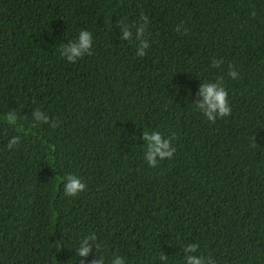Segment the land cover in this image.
Wrapping results in <instances>:
<instances>
[{"label": "trees", "instance_id": "trees-1", "mask_svg": "<svg viewBox=\"0 0 264 264\" xmlns=\"http://www.w3.org/2000/svg\"><path fill=\"white\" fill-rule=\"evenodd\" d=\"M204 82L228 116H203ZM153 129L176 151L149 167ZM66 173L87 190L64 195ZM190 255L264 264V0H0V264Z\"/></svg>", "mask_w": 264, "mask_h": 264}, {"label": "clouds", "instance_id": "clouds-1", "mask_svg": "<svg viewBox=\"0 0 264 264\" xmlns=\"http://www.w3.org/2000/svg\"><path fill=\"white\" fill-rule=\"evenodd\" d=\"M145 24L147 23L146 18H143ZM144 28L137 30V33H142ZM132 33L127 27L123 29V36L121 39H130ZM137 38L139 36L137 35ZM93 45V35L88 30H80L78 34V39L69 42L66 46H63V50L60 55L69 63H75L79 58L83 57L86 52H91ZM148 47V44L144 40H140V44L137 46V52L139 55H143V50ZM220 61H213V66H217ZM227 75L236 79L239 75L237 70H234L230 65ZM199 95L203 97V100L198 102L196 105L199 109L203 110V116L210 122H214L218 117L228 116L231 112V105L228 100V92L222 84L216 82H204L200 86ZM38 117L42 114L35 113ZM11 120L12 118L9 117ZM47 121V117H44ZM55 123L52 127H55ZM144 137V151L143 159L146 161L149 167H155L158 160H163L165 158L171 159L173 153L176 151L175 148L171 147V141L165 139L161 132L153 129L146 130L143 134ZM18 137H13L12 142L16 141ZM12 142L9 143L8 147L12 146ZM63 180V194L69 197H75L80 193L87 190L86 184L82 179L72 173H66ZM196 246L190 245V250H193ZM90 250V245L88 244V239H84L81 242V246L78 249V254L81 256H86ZM162 260H166L165 256L160 257ZM94 264H103V259L97 260ZM112 264H125L124 259L117 257ZM187 264H204V259L202 257H197L190 255L187 258Z\"/></svg>", "mask_w": 264, "mask_h": 264}]
</instances>
